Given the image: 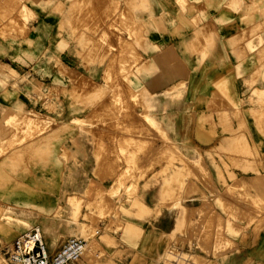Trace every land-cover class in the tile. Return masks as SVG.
Here are the masks:
<instances>
[{
  "label": "rangeland",
  "instance_id": "1",
  "mask_svg": "<svg viewBox=\"0 0 264 264\" xmlns=\"http://www.w3.org/2000/svg\"><path fill=\"white\" fill-rule=\"evenodd\" d=\"M52 1L0 0V38L26 35L29 20L36 16L33 6L48 7ZM54 4L63 9L65 1ZM115 4L121 7L117 14ZM71 9V21L78 26L73 30L74 39L85 49L79 57L89 63L108 60L105 75L94 83L76 74L60 87L49 74L39 77L30 70L12 82H2L6 89L0 97V240L11 247L13 239L34 224L33 210L20 206L18 199L58 193L63 202L53 211L55 218L70 220L75 225L72 234L90 240L81 264H95L106 253L99 239L104 237L101 222L107 220L108 231H135L123 216L133 210L147 213L139 180L159 165L153 181L165 174L162 204L175 207L176 213L158 264H217L233 247L229 232L248 227L256 232L264 225V191L259 194L252 182L242 183L233 173H220L225 187H217L203 157L189 159L177 143L165 140L149 112L156 99L146 93V81L140 76L149 64L134 42L143 37L122 0H74ZM186 81H180L177 88ZM250 101V108L236 111L243 120L234 130L230 146L209 153L212 164L227 169L264 164V153L249 141L254 126L248 125L253 122L264 135V92L255 89ZM85 105L93 109L84 110L88 112L84 120H67L73 112L80 116ZM75 106L78 108L73 110ZM64 107L68 110L60 109ZM138 107L141 113H137ZM55 113L59 115H52ZM222 114L226 117V112ZM84 131L86 139L94 140V174L100 181L91 179L84 191L53 189L57 181L72 180L75 168L91 164L92 155L86 157L82 150ZM156 138L164 141L158 146ZM226 151L229 157H221ZM226 178L232 182L228 184ZM199 185L203 187L202 205L195 208ZM227 198L231 204L224 203Z\"/></svg>",
  "mask_w": 264,
  "mask_h": 264
},
{
  "label": "crops",
  "instance_id": "2",
  "mask_svg": "<svg viewBox=\"0 0 264 264\" xmlns=\"http://www.w3.org/2000/svg\"><path fill=\"white\" fill-rule=\"evenodd\" d=\"M57 1H52L48 7L42 4L33 6L36 16L29 20L26 35L0 38V97L6 89L3 81L12 82L30 70L39 77L49 74L53 83L60 87L68 85L76 74L94 82L104 77L108 60L89 63L79 57L85 49L74 39L73 30L78 28L71 21L74 0H64L63 9L55 7ZM122 2L133 15L143 37L141 42H134L139 54L149 64L140 76L146 81V93L156 99L149 112L165 140L177 143L189 159L198 161L203 157L217 187H225L219 178L220 173H233L242 183L252 182L254 190L262 194L264 164L227 169L212 164L209 153L212 154L214 148L230 146L233 132L243 120L237 117L236 111L252 106L250 97L255 89L264 92V0ZM119 10L121 7L115 4L114 13ZM186 79L187 84L177 88V84ZM77 108L75 106L73 110ZM60 109L68 110L67 107ZM92 109L91 105H85L80 116L73 112L67 120L74 117L84 120ZM136 111L141 113L142 108L138 107ZM248 125L254 126L249 141L257 144L264 153V135L253 122L249 121ZM83 135L82 150L87 153L86 157L92 155L89 156L91 164L75 168L72 180L67 177L66 181H57L53 189L84 191L91 179L100 181L94 174L97 164L93 154L94 140L91 137L86 139L85 131ZM156 141L159 146L164 140L156 138ZM67 143L72 147L69 141ZM220 156L228 158L229 153L222 152ZM159 170L157 165L147 177L139 180V194L147 213L133 210L131 215L123 216L135 226V231H108L105 230L107 220L101 222L104 237L99 239L106 253L95 264L159 263L158 257L167 247L169 225L176 213L175 207L162 204L165 200V174L156 181L152 178ZM65 173L69 174V171ZM226 179L228 184L232 182ZM201 194L203 187L199 185V193L195 192L193 199L195 208L202 205ZM18 200L20 206L34 212V224L26 230L39 226L51 253L69 237L83 236L72 234L75 225L70 220L55 218L53 211L63 202L61 194L38 193L31 200ZM217 202L218 209L227 215L222 204ZM224 203L231 204L232 201L227 198ZM178 217L179 214L176 219ZM228 234L227 237L234 242L233 247L216 260L217 264H264V225L256 232L248 227ZM3 247L0 240V249Z\"/></svg>",
  "mask_w": 264,
  "mask_h": 264
},
{
  "label": "built area",
  "instance_id": "3",
  "mask_svg": "<svg viewBox=\"0 0 264 264\" xmlns=\"http://www.w3.org/2000/svg\"><path fill=\"white\" fill-rule=\"evenodd\" d=\"M88 247L87 238L71 236L51 253L41 228L33 226L14 239L11 247L0 249V264H78Z\"/></svg>",
  "mask_w": 264,
  "mask_h": 264
},
{
  "label": "bare ground",
  "instance_id": "4",
  "mask_svg": "<svg viewBox=\"0 0 264 264\" xmlns=\"http://www.w3.org/2000/svg\"><path fill=\"white\" fill-rule=\"evenodd\" d=\"M94 82V81H93ZM93 82H92V84H93ZM94 83H96V82H94ZM74 128V127H73ZM83 231V230H82Z\"/></svg>",
  "mask_w": 264,
  "mask_h": 264
}]
</instances>
